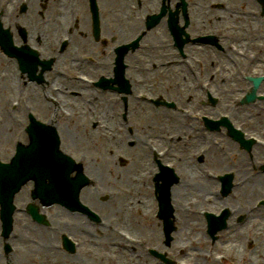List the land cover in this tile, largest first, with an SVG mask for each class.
I'll return each instance as SVG.
<instances>
[{
	"label": "rangeland",
	"instance_id": "rangeland-1",
	"mask_svg": "<svg viewBox=\"0 0 264 264\" xmlns=\"http://www.w3.org/2000/svg\"><path fill=\"white\" fill-rule=\"evenodd\" d=\"M22 19H20V21H22ZM151 33L148 35V37H151ZM160 50H162V47L160 48ZM153 54H157L156 53H152L150 52L149 55H153ZM133 61H136L133 58ZM7 63H10L9 65H13L14 66V62H10L8 59L4 58L1 54H0V68L6 66ZM160 66V63H159ZM137 70H139V68H135ZM142 73H146V72H142ZM155 74L156 71L155 69L152 71V74ZM170 77V72H168V70L164 73V75H161L159 78V85L160 87L164 88L165 90L168 89L167 87V78ZM161 79H163L164 81H161ZM3 80V79H1ZM166 80V81H165ZM192 79L189 80V82H191ZM11 83V80H9ZM16 80L12 81V84L15 82ZM2 84L4 83V85H6L7 87V83L3 80L1 82ZM0 84V156H2L3 159H8L9 157H7V154H11L14 151V145L15 142L18 138H23V140L25 141V136H20L21 135V131L23 130V128H21V126L19 125L18 121L15 120V113L11 114L12 112V103L10 102L8 105H6V101H10L11 99L13 100V98L16 96L15 91L10 93L7 88H4V86ZM9 88V87H8ZM154 92L157 90L155 88H153ZM181 91L180 89L175 88L174 90L171 91ZM27 93V91L23 92V94L25 95ZM39 100L40 99H44L43 96L39 95ZM11 100V101H12ZM102 102H100L99 104L101 105ZM192 102H190L189 104H191ZM262 106H264V103L261 104ZM39 107L41 109H43L42 106L39 105ZM148 107L152 110V108L148 105ZM246 107V106H245ZM95 108L99 111L102 112L99 108H97L96 104H95ZM10 112H9V111ZM153 111V110H152ZM45 112V111H44ZM46 115H48L47 112H45ZM19 114V113H18ZM170 114L172 117H170V120L173 121L175 120L178 124V126H170L168 127L167 125H165L164 127H159L156 126L158 118H156L155 122L152 121V119L150 118L149 120H147V123H143L141 127H139L140 129H138L137 133L139 135V137H143L145 133H151L152 137L159 139L158 135L163 136L166 135L168 133H182L183 138L182 141H180L178 144H176L175 149L178 150L179 155H181V157H186V159H188L190 162L193 161L192 158H189V152L193 151V149H197L201 143L205 140V138H201L199 139L197 135V133H195V135L193 134V130L196 131L194 129L195 123L192 122L191 120H186L184 118V116L182 114L176 113L174 111H170ZM180 115L181 118H179L176 115ZM182 119V120H181ZM237 119L239 122H246L248 126H250L251 130H254L255 132H259L262 133L264 132V107H250L246 112L240 111L237 114ZM166 120V119H165ZM197 130L200 131V133H203V131L198 128V126H196ZM60 133L62 135V146L63 148L76 155V157L83 159L86 163V168L87 171L94 173L95 167L97 165H101V167H114V156L110 153L111 151V143L113 142L112 140L115 139H108V140H103L100 139V137L97 134V131L95 128H88V130H92V134L86 138L83 137H79L76 138L75 135L77 134L76 130L74 129V127H61L60 129ZM67 130H72L75 131L74 132V139L72 138H68V133ZM95 130V131H94ZM65 135V137H64ZM224 135L219 134V139H215L214 142L212 143V149L211 151H209L206 156H204V159L202 162L197 163V165L200 166V168L202 169L203 167L205 168L206 166H212L213 168L217 169V170H229L230 168L233 169V166L236 165L238 156L235 158H231L230 156V152L231 150H228V152L221 150L219 145V141L221 140V138ZM189 138V139H187ZM108 141V142H107ZM217 142V143H216ZM221 144V142H220ZM142 146V145H141ZM124 148L119 147V149H121V151H126L128 150L125 146H123ZM143 147V146H142ZM139 146H134L133 148H131V152L132 154L135 156V153H139L138 150ZM145 148V147H144ZM229 147L227 146L226 149H228ZM238 149H236V153H238ZM263 155V154H262ZM184 163V159L182 158L180 160V164L182 165ZM118 164V163H117ZM147 163H145L143 167V169H146L147 167ZM118 166V165H117ZM140 166V168L142 169L141 165L139 163H137V161L135 163H133V165L127 166L126 168L131 167L132 170H134L136 167ZM238 166V165H237ZM118 168V167H117ZM246 171L250 172V169L247 168ZM142 176L143 178V182L146 181L145 179V173L141 170L139 172V177ZM201 176V177H200ZM204 172L202 170V172H200L199 178L203 179L204 177ZM196 177H198L196 175ZM195 177V181L200 182L203 184V180H196ZM238 178V177H237ZM251 180H255L253 177H251ZM125 181V182H124ZM124 181H119V180H114L113 183H118L119 186H121V188H125L126 185L128 184L129 187H132V193L129 197H126V199L130 202V205H135L137 202H141L140 199H142L141 196H135V192L137 191H142L141 188L137 187V189L134 190V185L139 186V182H135L132 183L130 181H128V179H125ZM104 182L106 184H110L107 180L104 179ZM252 182V181H251ZM249 182V183H251ZM180 185V184H179ZM129 187H127L128 189H130ZM197 188V186H196ZM206 194L209 196L212 195V187H210L208 190L205 191ZM239 195L241 194V191H238ZM243 194V193H242ZM260 196H264V190L261 191H256L254 193H252L251 197H244L241 196L242 198H245L246 200L244 201L245 204L247 205L249 202H253L254 199H256V197H260ZM197 199L203 206V205H207L208 202L205 201V199L203 198L202 193H199L196 189L195 186L194 187H179L176 186V189L173 190V201L174 203L178 204L179 200H182L181 202L184 203L187 200H194ZM229 201L231 203L234 204V206L238 207V200H233V198H229ZM144 202V201H143ZM215 203H223L222 198H220L219 202H215ZM209 206H211L210 204H208ZM177 206V210L181 211V215L183 220L185 221L186 224H189V222L191 223H195L196 225H202L204 226V221L201 217L195 215V213H192L190 215H187V212L183 211L181 208V205H176ZM132 208V207H131ZM212 208V207H210ZM218 208V207H217ZM214 208V209H217ZM193 209H196L193 208ZM133 210V208H132ZM259 210V209H258ZM257 210V211H258ZM128 210L122 212V215L120 216V223L122 224V227H125L129 230H131L134 233L137 234H145V235H140V236H147L150 241H154V237L156 234L160 235V227L156 224V220L154 219H148V220H144L142 219V217H135L130 211L127 212ZM127 212V213H126ZM152 213V212H151ZM185 213V214H184ZM119 213H115V212H109V216L111 218L116 219V215ZM239 215V214H238ZM263 215H264V209L260 210L259 212H256L254 217L252 219H249L248 222H246L244 225H234V223L232 224V226L227 229V230H223V232L220 234L222 235L220 241H218L219 243L221 242L223 245L228 244L229 245V241L231 240L232 237H230L231 235H233L235 232L239 233L240 237H239V241H241V244L238 247H233V246H228L229 250L232 252H235L237 254H241L242 256V260H245L244 255L245 253H250L252 256L250 257V261L247 264H264V256H258L257 254V250L260 249V247H258V245H261L264 242V221H263ZM190 219L187 221V219ZM194 219L198 220L195 222H192ZM234 219V218H233ZM136 222H138L136 224ZM148 225H152V228L155 229L154 234H152V231L150 232L147 229ZM200 227V226H199ZM183 228V227H182ZM258 228H263L261 230H259ZM204 229V227L202 228ZM199 230L198 227L196 229H194L193 231L189 232L190 235L189 237H198L197 236V232H200L202 235H204V231L203 230ZM241 229V230H240ZM189 230V229H188ZM187 230V232H188ZM255 230V231H254ZM182 231V230H181ZM182 234V237H184V233L180 232L179 235ZM176 235H178V233H176ZM185 238H188L187 235ZM184 238V239H185ZM189 239V238H188ZM179 240V239H178ZM253 241V244H250V242ZM219 243L213 244V246L215 248L218 247ZM34 245V244H33ZM190 246V253L187 254L188 256H192L195 257V259L197 260V256L193 253V252H200L199 250H192L193 248H199L202 250H209L211 249L213 246H211L210 244H189ZM36 249L37 246L35 245ZM40 252L42 253V261L44 259L47 258L46 254H45V248L44 247H40ZM218 250V249H215ZM244 251V252H242ZM131 253H128L126 255V264H129L128 262V258L130 256ZM119 255V254H118ZM66 257L64 256V264H68L71 263L70 261H66L65 260ZM99 264H116L112 261H103L100 262Z\"/></svg>",
	"mask_w": 264,
	"mask_h": 264
},
{
	"label": "bare ground",
	"instance_id": "bare-ground-1",
	"mask_svg": "<svg viewBox=\"0 0 264 264\" xmlns=\"http://www.w3.org/2000/svg\"><path fill=\"white\" fill-rule=\"evenodd\" d=\"M30 21H32L33 22V25H34V29H33V34H34V36L35 37H41V38H44V34H42L41 32H40V28H41V26H40V24L39 23H37V22H35L34 20H33V18H30L29 19ZM227 70L230 68V66H227V67H225ZM7 83V82H6ZM8 85V84H7ZM6 86V85H5ZM4 86V87H5ZM183 86H187V84L183 81ZM106 115V117L108 118V120H110L111 119V112H109V113H107V114H105ZM81 126L82 127H84V124L83 123H81ZM82 131V133L84 134V136L85 137H87V135H90L91 134V132H89L88 131V129H86L85 127L81 130ZM81 136V135H80ZM225 143H227V144H230V146H233V145H235V144H233V142H231V140L230 139H225ZM232 144V145H231ZM147 159H148V157L146 156V157H144L143 158V160H144V162L143 163H145L146 161H147ZM141 163V162H140ZM189 170H190V168H189ZM192 172L193 173H195V171H196V168L195 167H193L192 169ZM198 174H200L199 173V170L197 171V175ZM197 178H199V176L197 177ZM261 180H263L264 179V177H262V178H260ZM199 180H203V184L201 183V184H199L198 186H201L200 187V189H197V191H200V192H205V190L207 189V187L208 186H212L213 185V181H211V180H208L207 178H203V179H200L199 178ZM261 180H257L258 182H256V183H254L252 186H253V188L251 189L252 191H254V190H256V188H260V189H264V183L261 181ZM143 187H145V188H143V189H146V186H143ZM246 188V184L243 186V189H245ZM136 189H137V187H136ZM149 192V191H148ZM148 192H146V195H144L143 194V192L142 191H137V192H135V196H141L142 198H143V200L146 202V204H149V195H148ZM205 197L207 196L206 194L204 195ZM127 204H128V202H124L123 203V206L124 207H127ZM263 221H264V218H263ZM190 224H192V225H190ZM190 224H187V228H189V230H192V229H194L195 227H199L198 225H196L195 223H190ZM194 225V226H193ZM186 233V232H185ZM43 234V233H42ZM51 234H59V233H51ZM44 235L45 234H43V239H44ZM233 238L231 239V240H236L238 243H239V245L241 244V241H239V237H240V235H239V233H234L233 234V236H232ZM200 240V239H199ZM238 245V246H239ZM262 248H261V250H260V252H263V250H264V242L262 243V245H260ZM110 250V253L111 254H113L114 253V251H116V252H118V251H120L119 249H117V248H115V247H112V248H110L109 249ZM121 252H123V251H121ZM264 253V252H263ZM120 260H119V263L118 264H126V259H125V257H120L119 258Z\"/></svg>",
	"mask_w": 264,
	"mask_h": 264
},
{
	"label": "water",
	"instance_id": "water-1",
	"mask_svg": "<svg viewBox=\"0 0 264 264\" xmlns=\"http://www.w3.org/2000/svg\"><path fill=\"white\" fill-rule=\"evenodd\" d=\"M50 131L52 132L51 134L54 133L52 130H50ZM31 133H32V140H33V142H32V146L29 148V153H26V158L34 152L35 144L36 145L38 144V141H39L38 137L41 135V132H39L37 130L31 131ZM56 156L58 157L59 155L56 153ZM17 159L18 158H16L15 163H16ZM32 175L38 181V194L43 195L42 191H43L44 187H46V184H44V179L45 178L38 177L35 172H33Z\"/></svg>",
	"mask_w": 264,
	"mask_h": 264
},
{
	"label": "flooded vegetation",
	"instance_id": "flooded-vegetation-1",
	"mask_svg": "<svg viewBox=\"0 0 264 264\" xmlns=\"http://www.w3.org/2000/svg\"><path fill=\"white\" fill-rule=\"evenodd\" d=\"M258 10H260V7L258 8ZM8 261H9V259H8ZM9 263H10V261H9Z\"/></svg>",
	"mask_w": 264,
	"mask_h": 264
}]
</instances>
